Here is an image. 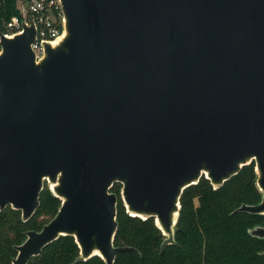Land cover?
<instances>
[{"label": "water", "instance_id": "95a60500", "mask_svg": "<svg viewBox=\"0 0 264 264\" xmlns=\"http://www.w3.org/2000/svg\"><path fill=\"white\" fill-rule=\"evenodd\" d=\"M60 2L61 36L40 59L33 20L0 28V211L28 221L45 186L61 201L12 264L61 236L80 249L71 264H115L135 250L115 245L120 199L154 219L163 253L183 192L253 162L261 200L235 212L264 215V0ZM248 231L264 239L263 225Z\"/></svg>", "mask_w": 264, "mask_h": 264}, {"label": "trees", "instance_id": "16d2710c", "mask_svg": "<svg viewBox=\"0 0 264 264\" xmlns=\"http://www.w3.org/2000/svg\"><path fill=\"white\" fill-rule=\"evenodd\" d=\"M16 0H0V25L18 15ZM255 163L214 189L202 178L188 187L181 197V211L176 226V243L161 253L165 238L153 218L132 217L121 201L118 203L116 246H131L135 250L120 253L115 264H264V239L252 236L249 229L264 226V215L235 212L243 204L253 205L261 200L256 185ZM122 185L116 183L111 191L120 195ZM61 205L48 186L40 195L35 215L24 222L21 212L11 206L0 211V264H12L17 255L16 245L26 239L29 230H40L52 219ZM80 249L72 236H61L47 245L43 253L28 264H71ZM77 264H105L95 256Z\"/></svg>", "mask_w": 264, "mask_h": 264}, {"label": "built area", "instance_id": "2783aa9c", "mask_svg": "<svg viewBox=\"0 0 264 264\" xmlns=\"http://www.w3.org/2000/svg\"><path fill=\"white\" fill-rule=\"evenodd\" d=\"M16 5L19 14L0 25L2 33L9 36L21 32L24 23L30 24L33 20L37 34L32 49L36 58L40 59L45 54V45L53 43L61 36L64 17L61 2L60 0H16Z\"/></svg>", "mask_w": 264, "mask_h": 264}, {"label": "rangeland", "instance_id": "374dc122", "mask_svg": "<svg viewBox=\"0 0 264 264\" xmlns=\"http://www.w3.org/2000/svg\"><path fill=\"white\" fill-rule=\"evenodd\" d=\"M48 185V183H46Z\"/></svg>", "mask_w": 264, "mask_h": 264}]
</instances>
